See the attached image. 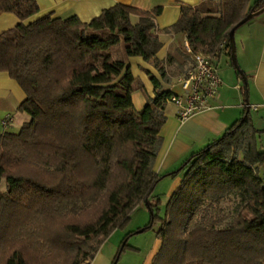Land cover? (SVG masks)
Returning a JSON list of instances; mask_svg holds the SVG:
<instances>
[{"label":"trees","instance_id":"16d2710c","mask_svg":"<svg viewBox=\"0 0 264 264\" xmlns=\"http://www.w3.org/2000/svg\"><path fill=\"white\" fill-rule=\"evenodd\" d=\"M264 0H202L184 5L160 29L163 6L118 3L90 21L50 13L27 23L37 0H0V14L21 22L0 34V71L26 93L31 119L0 132V264H91L112 232L146 203L159 220L161 247L152 264H264V164L251 111L181 167L160 175L155 161L166 108L175 92L161 32H183L194 51L231 57L230 31ZM225 47L221 49V45ZM151 62L155 96L134 76L130 57ZM243 80L244 71L232 61ZM248 95V83L241 86ZM147 104L138 110L132 95ZM184 173L164 216L157 184ZM236 201L227 211L224 201Z\"/></svg>","mask_w":264,"mask_h":264},{"label":"crops","instance_id":"0c3cea01","mask_svg":"<svg viewBox=\"0 0 264 264\" xmlns=\"http://www.w3.org/2000/svg\"><path fill=\"white\" fill-rule=\"evenodd\" d=\"M256 1L258 0H251V5ZM37 2L40 10L27 20V23L50 13L62 17L77 14L83 21H90L100 15L103 9L123 3L144 10L163 6L157 23L160 29H164L179 19L184 5L196 6L202 0H37ZM20 22L19 17L13 12L1 13L0 34ZM186 37L183 32H161L163 47L158 52V57L165 60L170 56L168 69L171 82L166 86L175 93H183L179 79L193 67V62L190 63L192 58L183 51ZM235 42L237 61L246 75L249 87L248 95L241 88L245 79L238 76L232 64L227 67L225 76L222 75L223 59L231 58L226 51L222 52L215 60L223 84L218 96L211 101L210 108L195 113L187 120H181L178 107L172 102L167 104V120L160 132L163 142L154 165L158 174L166 175L178 170L192 154L214 143L233 123L243 117L246 108L251 111L255 127L264 130V9L237 29ZM128 61L134 76L142 80L148 94L154 97V85L149 73L162 78L158 69L141 56L130 57ZM239 79L243 81L242 84ZM132 98L138 110H142L147 104V98L141 90L135 91ZM25 99L26 93L20 84L7 72L0 71V132L8 131L2 123L6 118L10 120L9 125H14V120L17 121V128L20 129L31 119L27 112L19 109ZM263 135L264 133L261 138ZM263 169L264 164L259 166V174Z\"/></svg>","mask_w":264,"mask_h":264},{"label":"rangeland","instance_id":"374dc122","mask_svg":"<svg viewBox=\"0 0 264 264\" xmlns=\"http://www.w3.org/2000/svg\"><path fill=\"white\" fill-rule=\"evenodd\" d=\"M187 55V54H186ZM189 56V55H187ZM190 57V56H189ZM191 59V64H192ZM231 58L225 57L222 61V75L225 76L227 67L231 66ZM242 84L243 81L240 80ZM1 121V120H0ZM3 123V120H2ZM8 131L17 132V121L14 125H8ZM264 147V135L260 141ZM183 174V176H182ZM264 180V169L260 171ZM184 173L176 176H169L157 184L154 196L161 198L159 205V215L164 216L166 213L167 202L170 196L182 183ZM8 191V182L6 179L0 180V192ZM227 211H233L236 201H224ZM151 210L146 203L138 206L131 214V219L123 227H118L106 239L101 246L92 264H152L156 253L161 247V239L158 236V230L161 222L157 220L152 227Z\"/></svg>","mask_w":264,"mask_h":264},{"label":"built area","instance_id":"2783aa9c","mask_svg":"<svg viewBox=\"0 0 264 264\" xmlns=\"http://www.w3.org/2000/svg\"><path fill=\"white\" fill-rule=\"evenodd\" d=\"M225 47L221 45V49ZM183 51L193 61V67L179 79L183 93H175L169 101L178 107L181 120H187L195 113L211 107V101L218 94L223 79L220 75L216 60L204 52L194 51L186 37ZM9 119L3 120V125L8 127Z\"/></svg>","mask_w":264,"mask_h":264},{"label":"water","instance_id":"95a60500","mask_svg":"<svg viewBox=\"0 0 264 264\" xmlns=\"http://www.w3.org/2000/svg\"><path fill=\"white\" fill-rule=\"evenodd\" d=\"M263 11H257V12H251L249 13L244 19H242L235 27L232 28V30L230 31V46H231V58L232 61L234 62L235 65H238V61H237V55H236V42H235V33L237 31L238 28H240L242 25H244L245 23H247L248 21H250L255 15L261 13ZM246 82V79H245Z\"/></svg>","mask_w":264,"mask_h":264}]
</instances>
